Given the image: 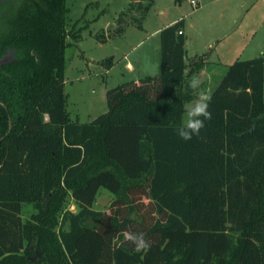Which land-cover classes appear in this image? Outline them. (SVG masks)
I'll return each mask as SVG.
<instances>
[{
	"label": "trees",
	"instance_id": "trees-1",
	"mask_svg": "<svg viewBox=\"0 0 264 264\" xmlns=\"http://www.w3.org/2000/svg\"><path fill=\"white\" fill-rule=\"evenodd\" d=\"M141 1L100 42L141 30L153 0ZM0 5V264H264L263 55L228 65L211 119L184 142L189 82L211 62L185 61L177 20L160 29V73L111 88L106 113L79 123L66 110V50L81 39L67 0ZM100 189L107 211L93 208Z\"/></svg>",
	"mask_w": 264,
	"mask_h": 264
},
{
	"label": "rangeland",
	"instance_id": "rangeland-1",
	"mask_svg": "<svg viewBox=\"0 0 264 264\" xmlns=\"http://www.w3.org/2000/svg\"><path fill=\"white\" fill-rule=\"evenodd\" d=\"M3 1L5 0H0V2ZM262 1L257 3L256 8L248 13L246 18L239 17L238 21L233 23L235 19L232 16L223 14L219 17L212 9H209V13L194 12L195 7L189 0H182L180 4H176L174 0H153V5L142 22L141 30L135 26H127L122 35H116L102 43L99 37L102 34L108 37L112 35L118 16L131 0H67L69 9L67 28L73 26L81 32L80 41L66 50L65 94L66 110L70 119L79 123L92 122L106 113L108 90L134 81V75L157 76L160 73L159 36L153 32L167 26L168 22L180 17L184 18L182 16H185L186 22L193 26L187 29V36L191 38V43L187 48L185 60H192L194 56L209 51L210 60L226 61L229 63L226 65L228 67L234 60L233 51L222 47V42L218 40L240 24L246 32L243 42L245 50L242 48L240 51L241 59L254 58L258 55L264 57V3L261 4ZM141 2L146 3L143 0ZM250 31L252 34L249 33ZM208 38L212 39L210 44H208ZM208 46L211 48L207 49ZM110 58L114 66L106 71L104 67ZM127 61L133 62V73L127 71ZM143 66L150 68L148 73L141 70ZM155 69L157 71L153 73ZM224 72L223 68L220 78ZM214 75H216L215 71L210 73L211 81L207 76H198L201 87L195 90L196 97L190 104L198 99L200 92L207 94L214 86L218 79V77L212 79ZM186 119L185 113L183 123ZM111 200L110 193L100 189L93 208L107 211ZM65 206L67 210L77 212L72 200H67ZM33 212L30 205L25 206L23 218L27 219ZM94 222L91 220L89 224Z\"/></svg>",
	"mask_w": 264,
	"mask_h": 264
},
{
	"label": "crops",
	"instance_id": "crops-1",
	"mask_svg": "<svg viewBox=\"0 0 264 264\" xmlns=\"http://www.w3.org/2000/svg\"><path fill=\"white\" fill-rule=\"evenodd\" d=\"M196 1H197V6L195 7L194 12L198 11V13L199 12L201 13L202 11H207L209 13V9H212L216 14H218L219 17H222L223 14L224 15L226 14L229 17L232 16L233 19H235L233 21V23H234V22L238 21L239 17H243V19L246 18L247 17L246 15L248 13H250L253 9L256 8V5L260 0H196ZM189 2H190V0H189ZM262 3H264V0L261 2V4ZM182 17H184V18L180 17L178 19H175L171 22H168L167 25L173 24L177 20L184 19V28H183V33H184V37H185L184 46H185V50H186V54H187V51H188L187 48L191 43V38L189 36H187V32H188L187 29H191L193 26L188 24V22H186L185 16H182ZM160 29H158L157 31H155L153 33L155 35L159 36ZM249 33L252 34V31H250ZM245 34H246V32H244V30H243V25L240 24L237 27H235L234 29H232L231 31H228L224 37H222L218 40L219 42H222V44H223L222 47H227L231 51H233V59H234L233 62H235L237 60H242L241 59L242 55L240 54V51L242 48L245 50V48L243 46V42L246 38V36H244ZM211 41H212V39L209 40V38H208V44H210ZM158 48L160 50V36H159V47ZM209 48H211V47L208 46L207 49H209ZM197 56H199V55H197ZM197 56H194L193 58H195ZM255 57H257V56H255ZM185 58H186V56H185ZM249 59H252V58H249ZM190 60L191 59H188V60L186 59L185 61L189 62ZM245 60H247V59H245ZM158 61H159V66H160V56L158 57ZM208 61H210L211 64L206 65L203 68V70H201V72L198 74V76L199 75L204 76V77L207 76L208 79H210L209 78L210 73L215 71L216 75H214L212 77V79L214 77H218L217 81L214 83V86H213V87H215L216 83L218 82V80L220 78L221 72L223 73V68L226 71V69H227L226 65L229 63L226 61L210 60V58L208 59ZM132 63L133 62H131V61H127V63H126V69L129 73H133V70H134V66ZM232 63H230V64H232ZM155 68H156V66H155ZM141 70L148 73L150 68L143 66V67H141ZM155 71H157V70L155 69L153 71V73H155ZM133 77H134V81H135V80L142 79L144 77H152V76H149V75L145 76V74H144V76L134 75ZM210 81H211V79H210ZM213 87H211L209 89L207 95L210 94Z\"/></svg>",
	"mask_w": 264,
	"mask_h": 264
},
{
	"label": "clouds",
	"instance_id": "clouds-1",
	"mask_svg": "<svg viewBox=\"0 0 264 264\" xmlns=\"http://www.w3.org/2000/svg\"><path fill=\"white\" fill-rule=\"evenodd\" d=\"M189 87L198 90L201 87V80L198 75H194L189 82ZM211 97L204 92H200L198 99L190 104L186 110V122L176 129L177 136L184 142L191 141L194 137H198L205 127V121L211 119L209 111V103ZM125 240L130 242L136 252H147L151 243L145 238L144 233H133L125 231L123 233Z\"/></svg>",
	"mask_w": 264,
	"mask_h": 264
},
{
	"label": "built area",
	"instance_id": "built-area-1",
	"mask_svg": "<svg viewBox=\"0 0 264 264\" xmlns=\"http://www.w3.org/2000/svg\"><path fill=\"white\" fill-rule=\"evenodd\" d=\"M190 4L192 5V6H194V7H196L197 6V1L196 0H190ZM182 32L181 31H179V34H181Z\"/></svg>",
	"mask_w": 264,
	"mask_h": 264
},
{
	"label": "flooded vegetation",
	"instance_id": "flooded-vegetation-1",
	"mask_svg": "<svg viewBox=\"0 0 264 264\" xmlns=\"http://www.w3.org/2000/svg\"><path fill=\"white\" fill-rule=\"evenodd\" d=\"M6 1H8V0H5V1H3L1 3H4ZM0 6H1V8H0V14L2 15L5 12V8H4V5H0Z\"/></svg>",
	"mask_w": 264,
	"mask_h": 264
}]
</instances>
